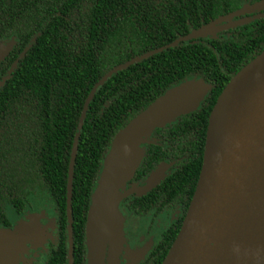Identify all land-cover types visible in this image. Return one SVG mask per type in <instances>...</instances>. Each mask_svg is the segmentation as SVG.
Instances as JSON below:
<instances>
[{
  "label": "trees",
  "instance_id": "1",
  "mask_svg": "<svg viewBox=\"0 0 264 264\" xmlns=\"http://www.w3.org/2000/svg\"><path fill=\"white\" fill-rule=\"evenodd\" d=\"M257 1L0 0V43L13 41L0 61V78L15 63L0 86V215L3 205L22 210L48 197L65 257L67 171L78 118L94 84L131 61L92 92L78 130L69 225L72 264H84L85 213L111 140L164 91L200 79L209 89L196 109L151 132L154 143L143 146L126 182L143 179L160 163L171 164V171L130 206L140 216L178 208L179 217L160 234L146 260L160 264L194 190L210 109L227 82L264 50V15L166 46Z\"/></svg>",
  "mask_w": 264,
  "mask_h": 264
},
{
  "label": "water",
  "instance_id": "2",
  "mask_svg": "<svg viewBox=\"0 0 264 264\" xmlns=\"http://www.w3.org/2000/svg\"><path fill=\"white\" fill-rule=\"evenodd\" d=\"M261 8H264V0L242 4L239 9L201 25L166 47L247 23L252 18L233 19ZM12 44V40L0 43V61ZM130 62L107 72L94 84L89 96L107 77ZM14 64L0 78V86ZM208 89L200 79L173 86L115 134L102 160L86 211V264H103L105 246L116 228L119 201L130 194L146 193L163 179L170 165L158 164L147 175L144 185L125 189L142 159L143 145L154 143L149 139L151 132L196 109ZM89 96L77 121L68 163L65 200L68 264H71L70 175L78 130ZM25 227L23 222L13 233L0 231L1 259L6 260L11 250L19 246L27 233ZM160 264H264V50L227 82L210 109L194 190Z\"/></svg>",
  "mask_w": 264,
  "mask_h": 264
},
{
  "label": "flooded vegetation",
  "instance_id": "3",
  "mask_svg": "<svg viewBox=\"0 0 264 264\" xmlns=\"http://www.w3.org/2000/svg\"><path fill=\"white\" fill-rule=\"evenodd\" d=\"M236 19L238 18H234L233 20L235 21ZM170 166L171 164L164 171V177L171 171L169 169ZM146 177L141 180L126 183L125 189H128L131 185L136 187L142 185ZM144 195L130 194L119 201L117 208L124 218L121 233L122 244L118 253L115 255L117 257L113 262H109V264H146V260L150 257L151 250L157 243L160 234L170 223L179 217L180 212L176 207L161 213L159 212L156 215L152 214L151 211H147L143 216L134 214L130 210V206L134 205L133 203L135 202V199H139ZM1 208L2 214L0 215V231L13 233L19 228V225L24 222L26 223V227L24 229H26L27 233L20 241L19 246L16 245L15 248L11 250L10 256L6 260L0 258V264H61L63 259L66 261V264H68L67 224L65 228L66 251L65 257H63L58 245L59 230H57L56 225V212L48 197H42L40 201L35 202L33 207H26L22 210H17L9 205H3ZM167 215H169V218H167ZM159 226L162 228V230H160V232H162L157 233V236L155 237L157 230H154ZM24 229H21V231H24ZM70 241L72 257L71 231ZM83 249L84 264H86L84 228ZM109 256L110 252L106 244L103 264H108Z\"/></svg>",
  "mask_w": 264,
  "mask_h": 264
},
{
  "label": "rangeland",
  "instance_id": "4",
  "mask_svg": "<svg viewBox=\"0 0 264 264\" xmlns=\"http://www.w3.org/2000/svg\"><path fill=\"white\" fill-rule=\"evenodd\" d=\"M263 14H264V12L260 13V11H254V12L250 13V15L247 16V17L253 19V17H259V16H261ZM144 183L142 185H144ZM142 185H139L137 187H140ZM117 212H118L119 216H118V219H117L116 228H115L114 232L110 235L109 242L107 244L109 252H110V256H109V259H108V264H109V262H113L115 260V258L117 257L115 255L118 253V251H119V249L121 247V244H122V242H121L122 234L121 233H122V225H123V222H124V218L121 215V213H120L118 208H117ZM167 218H169V215H167ZM156 225H157V223H156ZM156 230H157V232L155 233V237L157 236V233H159L160 230H162V228L159 226V227H156L154 231H156Z\"/></svg>",
  "mask_w": 264,
  "mask_h": 264
}]
</instances>
